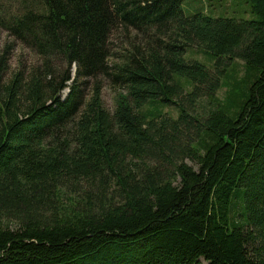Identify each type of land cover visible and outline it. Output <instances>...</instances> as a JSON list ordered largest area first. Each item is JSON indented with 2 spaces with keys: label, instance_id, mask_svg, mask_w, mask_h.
Wrapping results in <instances>:
<instances>
[{
  "label": "trees",
  "instance_id": "16d2710c",
  "mask_svg": "<svg viewBox=\"0 0 264 264\" xmlns=\"http://www.w3.org/2000/svg\"><path fill=\"white\" fill-rule=\"evenodd\" d=\"M184 1L6 4L39 60L0 55V264H264V0Z\"/></svg>",
  "mask_w": 264,
  "mask_h": 264
},
{
  "label": "rangeland",
  "instance_id": "374dc122",
  "mask_svg": "<svg viewBox=\"0 0 264 264\" xmlns=\"http://www.w3.org/2000/svg\"><path fill=\"white\" fill-rule=\"evenodd\" d=\"M12 1L15 0L3 1L4 6L0 15V55L4 56L5 60H7L10 71L8 74L4 75V79H9L10 73L18 71L20 67H29L38 63L39 60L34 52L17 41V39L13 37L9 31V27L13 22L10 19L11 11H7L6 4ZM13 4L14 3H10L7 6L13 7ZM15 10L16 9L14 7L13 11ZM183 11L186 15H192L197 11H209L214 17H228L245 20L251 18L245 0H185L183 3ZM114 44L115 48L118 49V47L122 44V40L120 38H116L114 40ZM194 55V58H197L202 62H206V65L211 67V64L206 60L205 56L201 55L200 49L194 48ZM186 59L189 60V55L186 56ZM232 68H235L238 73L235 82L239 83L245 73L244 62L236 60L234 61V64L229 67V71H231ZM231 86H233V83H224L222 89L218 92V96L223 100L228 99ZM67 92L68 91L63 92L62 95L65 96ZM118 92L119 89L111 88L107 84L103 88V98L106 106L110 110H114L115 97ZM165 112L170 114L172 117L178 116L177 111L172 107L166 108Z\"/></svg>",
  "mask_w": 264,
  "mask_h": 264
}]
</instances>
